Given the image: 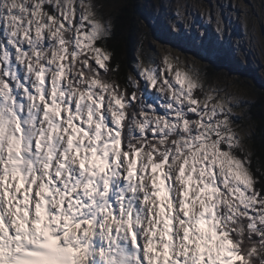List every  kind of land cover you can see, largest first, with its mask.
<instances>
[{
	"label": "snow or ice",
	"instance_id": "1",
	"mask_svg": "<svg viewBox=\"0 0 264 264\" xmlns=\"http://www.w3.org/2000/svg\"><path fill=\"white\" fill-rule=\"evenodd\" d=\"M82 5L0 0V264H264L227 100L177 71L161 113L101 76L109 26Z\"/></svg>",
	"mask_w": 264,
	"mask_h": 264
},
{
	"label": "rangeland",
	"instance_id": "2",
	"mask_svg": "<svg viewBox=\"0 0 264 264\" xmlns=\"http://www.w3.org/2000/svg\"><path fill=\"white\" fill-rule=\"evenodd\" d=\"M123 2L83 0L80 11L84 12L91 5L93 15L109 26L108 35ZM139 16L142 20L136 38L135 68L137 81L146 85L143 94L162 113L160 103L163 98H170L172 89L180 88L175 83V73L179 71L186 80L185 90L188 82L197 84L192 91L201 105L206 96L212 97L208 101L209 107L227 100L234 139L250 157L249 139L254 130L248 109L258 95L251 76L264 83V0H141ZM97 40L92 41L91 46H98ZM101 52V59L108 55L103 48ZM220 55L234 70L221 67L215 73L211 72L209 65L212 64L207 58L216 62ZM92 61L95 64V60ZM107 61H103L104 65ZM149 68L157 69L154 86L146 81V77L140 76ZM246 158L245 166L253 180L251 190H254V178L248 166L250 159Z\"/></svg>",
	"mask_w": 264,
	"mask_h": 264
},
{
	"label": "trees",
	"instance_id": "3",
	"mask_svg": "<svg viewBox=\"0 0 264 264\" xmlns=\"http://www.w3.org/2000/svg\"><path fill=\"white\" fill-rule=\"evenodd\" d=\"M140 1L124 0L113 18V26L110 33L96 41L97 45L105 49L109 56L105 64L109 74L105 75V68L97 67L99 74L116 82L121 87L127 83L128 77H133L137 80L135 68L137 62L136 38L142 20L139 16ZM207 60L212 64L211 66L209 65L212 73H215L221 67H228L234 70L231 63L228 62L229 64H226L227 60L222 55L218 56V61L216 62L210 58H207ZM64 63L67 64L68 61L66 60ZM89 63L94 64L92 59ZM251 78L258 90L256 101L251 103L248 109L254 130L249 139L252 154L249 157L246 152L238 151L237 155L250 159L248 166L253 174L254 190L259 189L264 193V83L254 75Z\"/></svg>",
	"mask_w": 264,
	"mask_h": 264
}]
</instances>
